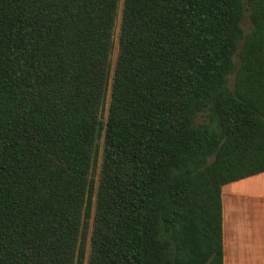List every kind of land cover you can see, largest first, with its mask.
<instances>
[{"label":"trees","instance_id":"trees-1","mask_svg":"<svg viewBox=\"0 0 264 264\" xmlns=\"http://www.w3.org/2000/svg\"><path fill=\"white\" fill-rule=\"evenodd\" d=\"M261 173L264 0H0V264H223Z\"/></svg>","mask_w":264,"mask_h":264},{"label":"crops","instance_id":"crops-1","mask_svg":"<svg viewBox=\"0 0 264 264\" xmlns=\"http://www.w3.org/2000/svg\"><path fill=\"white\" fill-rule=\"evenodd\" d=\"M223 264H264V173L221 189Z\"/></svg>","mask_w":264,"mask_h":264},{"label":"rangeland","instance_id":"rangeland-1","mask_svg":"<svg viewBox=\"0 0 264 264\" xmlns=\"http://www.w3.org/2000/svg\"><path fill=\"white\" fill-rule=\"evenodd\" d=\"M249 27H250V22H249V19H248V12H245L244 19H243V29H244L245 33L248 32ZM117 28H118V27H116L115 30H114L115 40H116ZM115 58H116V51H115V52L112 54V56H111V64H112V65H114ZM235 60L237 61V58H235ZM233 76H234V75L229 76V83H230V84L232 83ZM105 114H106V112L103 113L104 118H105ZM96 172H97V171H96Z\"/></svg>","mask_w":264,"mask_h":264}]
</instances>
